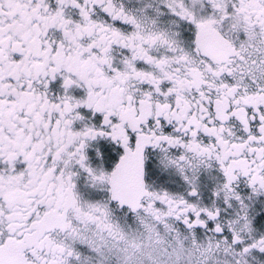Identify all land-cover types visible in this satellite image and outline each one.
<instances>
[{
	"label": "snow or ice",
	"instance_id": "snow-or-ice-1",
	"mask_svg": "<svg viewBox=\"0 0 264 264\" xmlns=\"http://www.w3.org/2000/svg\"><path fill=\"white\" fill-rule=\"evenodd\" d=\"M0 264H264V0H0Z\"/></svg>",
	"mask_w": 264,
	"mask_h": 264
}]
</instances>
